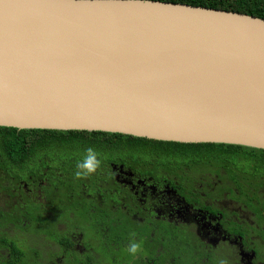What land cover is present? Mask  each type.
<instances>
[{
  "label": "water",
  "instance_id": "obj_1",
  "mask_svg": "<svg viewBox=\"0 0 264 264\" xmlns=\"http://www.w3.org/2000/svg\"><path fill=\"white\" fill-rule=\"evenodd\" d=\"M0 128L264 150V19L153 0H0Z\"/></svg>",
  "mask_w": 264,
  "mask_h": 264
},
{
  "label": "flooded vegetation",
  "instance_id": "obj_2",
  "mask_svg": "<svg viewBox=\"0 0 264 264\" xmlns=\"http://www.w3.org/2000/svg\"><path fill=\"white\" fill-rule=\"evenodd\" d=\"M141 155L104 162L95 181L0 161V264H264L263 161Z\"/></svg>",
  "mask_w": 264,
  "mask_h": 264
},
{
  "label": "trees",
  "instance_id": "obj_3",
  "mask_svg": "<svg viewBox=\"0 0 264 264\" xmlns=\"http://www.w3.org/2000/svg\"><path fill=\"white\" fill-rule=\"evenodd\" d=\"M238 12L264 19V0H153ZM169 145L180 149L184 161L202 158L230 157L236 164L260 159L264 150L241 145L216 143H179L139 138L129 135H54L0 128V161L8 174L33 173L34 169L50 167L74 177L75 164L88 147L100 153L106 163L121 154L149 152L148 146ZM158 149H152L156 151ZM148 154V153H147ZM98 171L84 180L95 181ZM176 242V240H175ZM180 253V250L179 252ZM153 264H157L154 262ZM166 264H180V254Z\"/></svg>",
  "mask_w": 264,
  "mask_h": 264
},
{
  "label": "clouds",
  "instance_id": "obj_4",
  "mask_svg": "<svg viewBox=\"0 0 264 264\" xmlns=\"http://www.w3.org/2000/svg\"><path fill=\"white\" fill-rule=\"evenodd\" d=\"M104 160L101 158L100 153L97 152L93 147H88L85 150V155L81 160L75 164L74 176L77 179L87 178L92 174H95L98 170L102 169ZM133 235H135L133 233ZM142 250L141 242H131L127 247V252L135 256L139 251Z\"/></svg>",
  "mask_w": 264,
  "mask_h": 264
},
{
  "label": "rangeland",
  "instance_id": "obj_5",
  "mask_svg": "<svg viewBox=\"0 0 264 264\" xmlns=\"http://www.w3.org/2000/svg\"><path fill=\"white\" fill-rule=\"evenodd\" d=\"M151 153H153L154 155L157 153L159 154V159L162 161V162H173V161H180V151H163V152H159V151H151ZM151 153L150 155L145 153L144 155H141L143 156L144 160L145 159H151Z\"/></svg>",
  "mask_w": 264,
  "mask_h": 264
}]
</instances>
